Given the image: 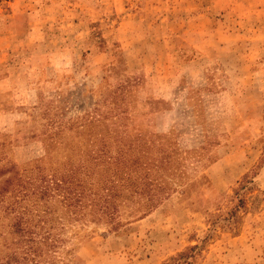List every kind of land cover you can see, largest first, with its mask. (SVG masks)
<instances>
[{"label":"rangeland","instance_id":"obj_1","mask_svg":"<svg viewBox=\"0 0 264 264\" xmlns=\"http://www.w3.org/2000/svg\"><path fill=\"white\" fill-rule=\"evenodd\" d=\"M19 214L60 264H264V0H0L2 261Z\"/></svg>","mask_w":264,"mask_h":264},{"label":"trees","instance_id":"obj_2","mask_svg":"<svg viewBox=\"0 0 264 264\" xmlns=\"http://www.w3.org/2000/svg\"><path fill=\"white\" fill-rule=\"evenodd\" d=\"M120 162V158L117 157L116 160H112L106 163L105 165V182L103 189L106 190V195L104 196V201L102 203V207L105 209L103 210V213L106 214L107 217H110L111 219L114 218V215L116 213L115 206L111 204L112 199L117 196V190L119 189L114 182L115 180H122L125 179V171L124 170H115L110 174V170L112 169V166L114 164ZM72 178H74L72 180ZM43 179V178H42ZM71 179V180H70ZM43 182L46 184H43V187L38 188L32 194L39 195V199H45L51 195V192L53 191L52 188L49 187V184L43 179ZM61 183H67L69 182L70 185L67 187H63L65 189L67 195L66 199L70 200V205L73 206V213H77L81 211V208L84 206V198L85 193L80 186L86 187L85 184H83L76 176V172L72 173L69 177L65 179H61ZM73 184H75V187H79V191L75 192ZM58 187H61L62 185L57 184ZM117 187V188H116ZM137 192L136 190H134ZM162 187H160V193H162ZM167 194H163L162 196H159L158 194L151 193L149 197L150 205L148 204V208H146L144 211L139 213V218L144 217L148 213H150L159 202H156L158 198H165ZM101 198V197H100ZM156 202V203H155ZM25 213V212H24ZM138 213V210H137ZM78 215V214H77ZM42 225V226H41ZM44 225L48 226L46 230H43ZM55 222L52 221V218H43L42 216H39L36 220L33 217H25L22 214H19V216L15 217V220L12 224L14 228V233L17 234L19 239L16 241V247L13 248L12 252L7 256V259L4 261L0 258V264H39L41 262V258L44 257L45 251L48 253L51 252L52 254H56L60 252V249H65L62 245L64 242H66V239L63 238L61 235H58L57 233L53 232L55 228ZM36 228V230H35ZM44 231L43 233H41ZM198 248V244L190 246L189 251H182L178 253L176 256L171 257L167 262L164 264H192L191 261L188 259L193 256V250ZM17 249H20L21 252L18 253ZM46 252V253H47ZM69 252V250H68ZM49 262H46L47 264H60L59 261H55L54 257H52ZM43 259H46L45 257ZM49 259V257H48ZM65 261V258H63L62 262ZM45 263V262H44Z\"/></svg>","mask_w":264,"mask_h":264}]
</instances>
